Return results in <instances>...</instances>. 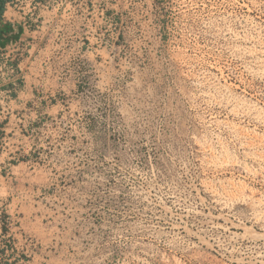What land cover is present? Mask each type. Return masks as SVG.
Here are the masks:
<instances>
[{"label":"rangeland","instance_id":"rangeland-1","mask_svg":"<svg viewBox=\"0 0 264 264\" xmlns=\"http://www.w3.org/2000/svg\"><path fill=\"white\" fill-rule=\"evenodd\" d=\"M113 3L84 56L48 62L53 108L0 125V154L46 182L54 258L264 264V0Z\"/></svg>","mask_w":264,"mask_h":264},{"label":"crops","instance_id":"crops-1","mask_svg":"<svg viewBox=\"0 0 264 264\" xmlns=\"http://www.w3.org/2000/svg\"><path fill=\"white\" fill-rule=\"evenodd\" d=\"M112 6L113 0H8L0 16V54L15 70L4 66L0 74V125L9 114L25 115L31 123L38 108H53L46 99L54 90L48 62L59 51L68 53L70 45L84 56L103 18L113 13ZM11 157L0 154V211L10 218L6 231L0 224V264L17 263L10 238L28 253L25 264H62L47 244L49 224L41 214L46 182L27 179L26 167L7 162ZM23 237L38 243L31 247Z\"/></svg>","mask_w":264,"mask_h":264},{"label":"built area","instance_id":"built-area-1","mask_svg":"<svg viewBox=\"0 0 264 264\" xmlns=\"http://www.w3.org/2000/svg\"><path fill=\"white\" fill-rule=\"evenodd\" d=\"M4 66L6 68H8V70L11 71V72H14V70H15V65L12 62L5 61L3 54H0V74L2 72V67H4ZM15 261L17 262L16 264H25L23 262V260H17V259H15L14 262Z\"/></svg>","mask_w":264,"mask_h":264},{"label":"trees","instance_id":"trees-1","mask_svg":"<svg viewBox=\"0 0 264 264\" xmlns=\"http://www.w3.org/2000/svg\"><path fill=\"white\" fill-rule=\"evenodd\" d=\"M8 0H0V16H2L5 8H6V3ZM4 231H6V226H3Z\"/></svg>","mask_w":264,"mask_h":264}]
</instances>
